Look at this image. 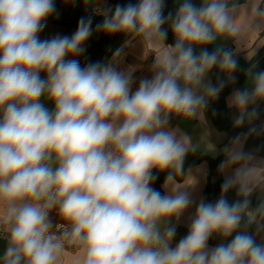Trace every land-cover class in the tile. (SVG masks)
I'll return each instance as SVG.
<instances>
[{"label":"clouds","instance_id":"9594fccd","mask_svg":"<svg viewBox=\"0 0 264 264\" xmlns=\"http://www.w3.org/2000/svg\"><path fill=\"white\" fill-rule=\"evenodd\" d=\"M163 7V0L118 5L96 26L139 38L155 54L152 78L132 92L131 73L115 66L119 49L108 63L82 67L66 59L84 51L91 18H81L71 37L41 40L53 0H0V237L7 241L0 264H65L66 256L69 264H264V244L246 230L264 232V201L250 210L258 180L241 163L239 137L225 149L239 166L220 198L201 199L187 235L171 246L174 222L193 203L184 161L198 145L169 128V117L202 115L224 86L203 83L212 68L233 79L232 51L197 55L194 48L235 40L241 25L233 0H202L200 7L183 0L174 17ZM253 10L264 17L259 5ZM166 22L174 45L164 43ZM249 81L232 94L236 126L256 118L248 108L264 101V72L249 70ZM161 172L165 194L153 187ZM234 187L243 199L229 203L224 194ZM245 218V230L237 231ZM233 233L230 243L208 248L213 235Z\"/></svg>","mask_w":264,"mask_h":264},{"label":"crops","instance_id":"0c3cea01","mask_svg":"<svg viewBox=\"0 0 264 264\" xmlns=\"http://www.w3.org/2000/svg\"><path fill=\"white\" fill-rule=\"evenodd\" d=\"M176 5V11L180 7L183 0H173ZM193 4L197 7L201 6L202 0H192ZM264 0H233V3L237 6L236 18L241 25V32L238 37L233 40L231 38L220 37L215 42L211 43L217 47L228 48L233 52L234 58L237 60V68L232 73L233 79H229L227 74L220 73V83L223 82V87L226 90V101L228 105V116L230 120L235 124V119L239 116V110L231 105L232 94L236 90H244L250 87L249 81V70L253 73L264 72V17H259L254 12V6L259 5L261 10V4ZM94 4L97 7L100 6H111L112 4L107 1H95ZM176 13V12H175ZM173 17L175 14L172 15ZM51 24V23H46ZM169 27L170 23L168 22ZM257 25H260L257 27ZM53 28V27H52ZM55 30L58 35L69 36L73 34L66 32L65 29L61 27H56ZM46 31V30H45ZM44 33L39 37L41 40L48 39V37H43ZM71 35V36H70ZM55 36V35H54ZM53 36V37H54ZM164 43L166 45H174V43L165 39ZM87 41L84 43V51L77 57H67L66 59H78L82 58L87 47ZM200 47V46H199ZM253 52V54H252ZM114 55L108 60L111 62ZM155 54L148 52L141 39L132 37L122 48L120 49V54L116 57L115 66L119 71L125 73H131L133 78V83L131 91L137 90L139 83L142 79H151L153 76L152 66L154 64ZM107 62V63H108ZM42 78L45 76L41 73ZM204 84L211 83L214 86V78L212 73L205 76ZM202 91V89L200 90ZM42 102L45 104L49 110L54 108L52 102L48 101L46 98L42 97ZM203 109L201 116L192 119H184L179 116L172 115L169 117L168 127L171 129H178L179 134L187 135L190 142L193 145H198L195 152L201 153L207 156H218L224 155L225 160L222 164L225 167L222 169V173L219 176H214L213 179L217 180L219 178L226 179V177L234 175L235 168L239 165H232L228 161L225 149L232 148L234 146V141L237 137L240 138L238 148L245 154L246 159L241 163L246 167H251L256 171V176L258 184L256 190L248 198L250 201V210H255L262 201H264V101H257L254 105H250L248 111H252L255 108L257 112L256 118L249 121L247 118L245 122L237 126L239 132L237 136L229 143V133L225 130H219L212 122L208 114V106ZM254 129V131H253ZM208 170L209 162L204 159L186 170V181L187 191L189 192L193 203L185 210V212L180 217L179 221L174 222L176 225V235L173 241L179 242L181 238L187 235L191 220L195 216L196 206L203 199L205 202L215 203L221 196V194L215 198L208 199L205 196V188L208 183ZM164 180L155 181L153 187L162 194H165V189L163 187ZM225 198L229 203H234L243 198L238 195L237 188L230 189L224 194ZM50 218L54 224L59 223V217L55 212L50 214ZM246 224V218L242 221L241 227L237 231H244ZM247 232L255 237L257 244H264V232H257V226L252 225L248 227ZM236 233L225 238L219 235H213L208 241V248L212 249L219 244H228L235 237ZM7 241L5 238L0 237V256L3 255ZM69 252L74 250L69 249ZM71 257L65 258V264H69Z\"/></svg>","mask_w":264,"mask_h":264},{"label":"trees","instance_id":"16d2710c","mask_svg":"<svg viewBox=\"0 0 264 264\" xmlns=\"http://www.w3.org/2000/svg\"><path fill=\"white\" fill-rule=\"evenodd\" d=\"M95 1L103 0H53L55 5V12L49 16L46 23H51L55 26L61 27L68 32L70 26H75L77 29L78 23L81 18H91L92 21V35L87 40V47L84 55L79 60L80 65L86 66L89 63H107L108 60L121 49L133 36L118 32L114 34L106 33L97 29L98 24H102L105 19L103 16L97 14L95 9L97 6ZM112 5L109 8V16L114 13L115 8L119 6H126L129 3L136 4L138 0H107ZM163 15L167 17L169 13L172 15L176 12V5L173 0H163ZM163 29L167 31L166 39L171 40L175 44V37L172 29L169 27L168 22L163 25ZM39 34V37L44 33ZM71 36V35H70ZM206 48L207 51L213 52L217 46L209 44L206 46H200L194 48L195 54H199ZM229 50L228 48H224ZM214 78V86L220 84V73L218 67H214L210 70ZM208 114L219 130H225L229 133L228 142L230 143L238 134L239 128L230 120L228 116V105L226 101V90L223 87L218 96L214 99H210L208 106ZM206 159L209 162L208 170V183L205 188V196L208 199L215 198L221 194V186L224 183L223 178L214 180V176H219L222 173L221 164L225 160L224 155L207 156L198 152H189L184 161V170H186ZM166 177V173H158L155 181H162Z\"/></svg>","mask_w":264,"mask_h":264},{"label":"built area","instance_id":"2783aa9c","mask_svg":"<svg viewBox=\"0 0 264 264\" xmlns=\"http://www.w3.org/2000/svg\"><path fill=\"white\" fill-rule=\"evenodd\" d=\"M109 8L110 6H100L95 9V12L105 18L106 15L109 16ZM261 10H264V2L261 4ZM136 90L132 91L135 92ZM60 223V222H59ZM4 238V237H2ZM177 244V241H172V247H175Z\"/></svg>","mask_w":264,"mask_h":264},{"label":"rangeland","instance_id":"374dc122","mask_svg":"<svg viewBox=\"0 0 264 264\" xmlns=\"http://www.w3.org/2000/svg\"><path fill=\"white\" fill-rule=\"evenodd\" d=\"M53 27V28H52ZM57 26L53 25V24H47L45 26V34L43 35V37H48V39L52 38L54 35L57 36L58 33L55 30L52 29H57Z\"/></svg>","mask_w":264,"mask_h":264},{"label":"water","instance_id":"95a60500","mask_svg":"<svg viewBox=\"0 0 264 264\" xmlns=\"http://www.w3.org/2000/svg\"><path fill=\"white\" fill-rule=\"evenodd\" d=\"M75 31H76V27H75V26H70V27H69L68 32H69L70 34H74Z\"/></svg>","mask_w":264,"mask_h":264}]
</instances>
